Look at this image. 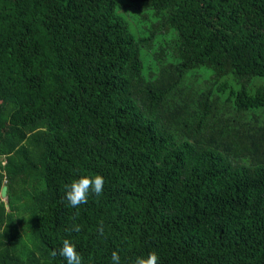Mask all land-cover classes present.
<instances>
[{
	"label": "trees",
	"instance_id": "16d2710c",
	"mask_svg": "<svg viewBox=\"0 0 264 264\" xmlns=\"http://www.w3.org/2000/svg\"><path fill=\"white\" fill-rule=\"evenodd\" d=\"M3 185L0 264H264V0H0Z\"/></svg>",
	"mask_w": 264,
	"mask_h": 264
},
{
	"label": "clouds",
	"instance_id": "9594fccd",
	"mask_svg": "<svg viewBox=\"0 0 264 264\" xmlns=\"http://www.w3.org/2000/svg\"><path fill=\"white\" fill-rule=\"evenodd\" d=\"M105 180L97 174L94 177L82 176L77 180H74L70 185L65 186V197L68 202V206L71 208H79L81 205L88 203L90 195L99 197L103 194ZM70 232L79 233L81 226L79 224H73ZM98 232L103 235L102 226L98 227ZM63 258L66 264H83V257L77 251L76 246L69 240L64 239L62 247L56 251H52V256ZM111 264H121L120 256L117 251H113L111 254ZM135 264H161V260L156 251L148 253L147 257H137Z\"/></svg>",
	"mask_w": 264,
	"mask_h": 264
},
{
	"label": "water",
	"instance_id": "95a60500",
	"mask_svg": "<svg viewBox=\"0 0 264 264\" xmlns=\"http://www.w3.org/2000/svg\"><path fill=\"white\" fill-rule=\"evenodd\" d=\"M7 187L5 185L2 186L1 191H0V197L2 200H6L7 197Z\"/></svg>",
	"mask_w": 264,
	"mask_h": 264
},
{
	"label": "rangeland",
	"instance_id": "374dc122",
	"mask_svg": "<svg viewBox=\"0 0 264 264\" xmlns=\"http://www.w3.org/2000/svg\"><path fill=\"white\" fill-rule=\"evenodd\" d=\"M4 201H6V200H4Z\"/></svg>",
	"mask_w": 264,
	"mask_h": 264
}]
</instances>
